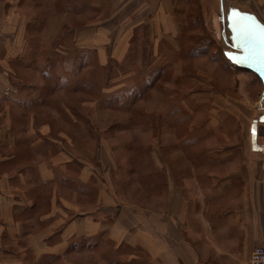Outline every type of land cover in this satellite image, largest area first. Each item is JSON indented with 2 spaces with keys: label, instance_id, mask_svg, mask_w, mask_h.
I'll return each mask as SVG.
<instances>
[{
  "label": "crops",
  "instance_id": "0c3cea01",
  "mask_svg": "<svg viewBox=\"0 0 264 264\" xmlns=\"http://www.w3.org/2000/svg\"><path fill=\"white\" fill-rule=\"evenodd\" d=\"M239 1L229 8L255 14L264 23V0ZM180 2L0 0V110L8 104L6 111L21 107L20 80L29 79V91L22 97L26 110L53 105L59 119L72 127L77 122L66 104L51 103L38 87L37 81L46 76L30 70L36 57H27V52L36 46L27 32H39L41 25L40 48L51 46L59 35L60 42L69 39L75 48L94 49L101 65L125 61L132 42H152L158 62V42H179ZM248 3L256 5L253 10L245 8ZM36 56L43 58L40 50ZM19 57L25 58L20 72L14 65ZM8 89L11 97L16 94L9 103L1 95ZM211 120L205 125L211 131L224 128L220 120ZM15 122L18 117L0 113V264H246L252 250L264 246V164L257 170L261 159L254 157L264 155V145L252 123L246 149L232 145L218 152L172 151L173 159L187 158L186 179L178 182L173 169H167L171 178L164 194L136 204L118 193L111 173L118 168L112 160L117 154L111 140L105 163L102 149H109V142L99 136L77 134L97 148L85 159L65 149L73 139L62 129L51 134L43 123L34 130L26 119L30 132L17 138L32 153L31 163L16 176L2 171L17 163V149L23 147L21 141L15 146L17 138L7 133Z\"/></svg>",
  "mask_w": 264,
  "mask_h": 264
},
{
  "label": "rangeland",
  "instance_id": "374dc122",
  "mask_svg": "<svg viewBox=\"0 0 264 264\" xmlns=\"http://www.w3.org/2000/svg\"><path fill=\"white\" fill-rule=\"evenodd\" d=\"M222 3L225 15L231 5L238 6L240 1L223 0ZM218 4V0H181L179 42H158V62H155L152 42H132L133 47L131 45L130 49L134 52L125 61H110L101 65L97 62L94 49L75 48L69 39L67 42H60L59 35L52 39L51 46L40 48L39 41L43 32L41 25L38 26L41 29L39 32H27L34 35L31 43L36 46L35 50L32 47L27 52V57L28 54L31 58L32 55L36 57L35 63L30 64L33 65L30 70L46 76L37 81L38 87L48 93L51 103L71 106L77 116L68 115L77 122L72 127L59 119L53 105L37 106L31 111L20 105L19 109L9 107L6 111L8 104L0 113L8 112L13 119L18 117L19 122H15L14 127L10 125L7 133L21 138V135L30 132L29 125L25 126L26 119L31 120L34 130L36 125L44 123L51 128V134L62 129L64 134L73 139L71 146H66L65 149L85 159H89L90 153L94 155L97 148H94L95 143L86 144L81 141L78 133L85 137L99 136L103 141L109 142V149H102L106 157L112 140L117 154L112 160L118 162L117 170L114 173L111 170L112 180L121 197L136 204L148 200L153 194H164L171 178L167 169H173L178 182L186 179L187 158L180 155L181 157L173 159L172 151L189 150L198 154L207 150H227L232 145L242 150L247 141L249 126L252 123L255 129L254 120L264 108L260 101L262 88L260 81L252 74L241 73L226 63L223 52L231 45L230 34L223 22L222 4ZM255 6L248 3L245 8L253 10ZM200 14V21L195 26L190 25L193 16ZM50 18L54 19L55 16ZM74 23H80L79 19ZM50 27L49 25L48 28ZM52 33L53 31L46 32V35ZM197 38L199 42H206V53L192 47V42ZM45 40L48 41L47 36ZM38 50L43 58L36 56ZM80 55L82 59L77 63L76 59ZM24 59L19 57V64H14L19 72L23 70L20 66L24 65L21 64ZM53 61L55 64H52ZM17 75L20 76L18 73ZM157 75L159 77L155 80ZM61 78L66 80L68 88L75 87L79 90L72 92L57 88L52 91L50 86L53 79ZM20 81L26 84L30 80ZM21 89L22 92L17 96L21 97L22 93L26 95L29 91L22 87L19 90ZM10 93L8 89L5 94H1L5 95L4 99L8 98L5 99L7 103L16 98V94L11 97ZM110 99H119L121 103L115 109L100 104L101 101ZM211 119L220 120L219 123H223L224 128L221 129L219 125L212 126L215 128L212 131L208 129L205 125ZM185 138L188 141L181 142L180 145L176 143L177 139L181 141ZM258 138L259 144L264 145V136ZM20 141L17 138L15 146ZM21 143L23 147L17 149L19 153L15 158L17 163L9 164L2 171L16 176L15 172L20 169L25 171L24 166L31 163L32 153L29 155L26 144L23 141ZM1 151L4 152L5 149ZM254 157L255 160L258 157L261 159V163L256 165L258 170L264 164V155ZM108 161V157L104 159L107 164ZM155 167L158 169L157 175ZM151 184H156L158 189L151 188L149 191L145 188Z\"/></svg>",
  "mask_w": 264,
  "mask_h": 264
},
{
  "label": "water",
  "instance_id": "95a60500",
  "mask_svg": "<svg viewBox=\"0 0 264 264\" xmlns=\"http://www.w3.org/2000/svg\"><path fill=\"white\" fill-rule=\"evenodd\" d=\"M224 21L231 45L223 52L224 57L235 67L246 70L260 80V101L264 104V23L252 13L229 8ZM256 135L264 136V112L254 120Z\"/></svg>",
  "mask_w": 264,
  "mask_h": 264
},
{
  "label": "trees",
  "instance_id": "16d2710c",
  "mask_svg": "<svg viewBox=\"0 0 264 264\" xmlns=\"http://www.w3.org/2000/svg\"><path fill=\"white\" fill-rule=\"evenodd\" d=\"M200 16H201V14L200 15H195V16H193V19H192V23L190 24V25H196L199 21H200ZM198 44H200V45H198ZM132 47H133V45H132ZM192 47H194V48H197L200 52H202L203 54L204 53H206L207 52V48H206V42H199V39L197 38L196 39V41L195 42H192ZM34 50H35V48H34ZM134 52V50L131 48L130 49V54H132ZM191 52V50L189 51V53ZM129 54V55H130ZM224 56V55H223ZM48 59V58H47ZM82 59V56L80 55V57H79V59H76V62L78 61V62H80V60ZM49 60V59H48ZM225 61H226V63H228L231 67H234V68H236V69H239V68H237V67H235L234 65H232L226 58H225ZM77 62V63H78ZM47 63H48V61H47ZM52 64H55V62L53 61V63ZM54 66V65H53ZM240 70H243V69H240ZM243 71H246V70H243ZM248 72V71H247ZM248 73H250V72H248ZM250 74H252V73H250ZM161 75V74H160ZM254 77H256L257 78V76H255L254 74H252ZM158 77H159V75H157V76H155V80H157L158 79ZM258 79V78H257ZM82 84H83V82H82ZM19 87L21 88H26V89H28L29 88V86H27L25 83H23L22 82V84H20L19 85ZM57 88H63L64 90H71L72 92H76V91H78L79 90V88L78 89H76L75 87H69L68 88V86L66 85V80H64L63 78H61V79H53V84H52V86H50V89L52 90V91H55V90H57ZM261 88H262V86H261ZM262 90V89H261ZM51 91V92H52ZM48 94V93H47ZM46 94V92L44 91V94L43 95H47ZM124 97H125V95H123ZM23 97V96H22ZM22 97H21V99H20V105L23 107V108H25V104L24 103H22V102H26L27 100H23L22 99ZM120 103L121 102H119V99H110V100H104V101H101L100 102V104L101 105H103L104 107H112L113 109H115V106H117V105H120ZM123 104H124V102H123ZM66 106H67V108H68V111H69V113L70 114H72V115H74V116H77V113L75 114L73 111H72V107L71 106H68L67 104H66ZM125 107H127V106H125ZM118 109V108H117ZM74 113V114H73ZM77 118V117H76Z\"/></svg>",
  "mask_w": 264,
  "mask_h": 264
},
{
  "label": "built area",
  "instance_id": "2783aa9c",
  "mask_svg": "<svg viewBox=\"0 0 264 264\" xmlns=\"http://www.w3.org/2000/svg\"><path fill=\"white\" fill-rule=\"evenodd\" d=\"M246 264H264V246L259 245L255 247Z\"/></svg>",
  "mask_w": 264,
  "mask_h": 264
},
{
  "label": "bare ground",
  "instance_id": "6f19581e",
  "mask_svg": "<svg viewBox=\"0 0 264 264\" xmlns=\"http://www.w3.org/2000/svg\"><path fill=\"white\" fill-rule=\"evenodd\" d=\"M244 11V10H243ZM225 26H226V23H225ZM238 70V69H237ZM244 72H247V71H244ZM259 80V79H258ZM260 81V80H259ZM261 83V82H260ZM262 85V84H261ZM261 92H262V90H261Z\"/></svg>",
  "mask_w": 264,
  "mask_h": 264
}]
</instances>
